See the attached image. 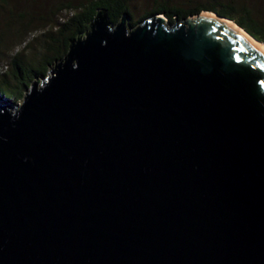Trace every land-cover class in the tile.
Wrapping results in <instances>:
<instances>
[{
  "label": "water",
  "instance_id": "obj_1",
  "mask_svg": "<svg viewBox=\"0 0 264 264\" xmlns=\"http://www.w3.org/2000/svg\"><path fill=\"white\" fill-rule=\"evenodd\" d=\"M212 13L99 9L0 102V264H264L263 43Z\"/></svg>",
  "mask_w": 264,
  "mask_h": 264
},
{
  "label": "trees",
  "instance_id": "obj_2",
  "mask_svg": "<svg viewBox=\"0 0 264 264\" xmlns=\"http://www.w3.org/2000/svg\"><path fill=\"white\" fill-rule=\"evenodd\" d=\"M21 1L0 0V98L17 99L34 80L45 77L52 66L64 59L71 42L88 30L99 9L107 11L113 24L123 14L132 15L130 0H58L50 5L46 16L32 9L36 0H29L27 9L19 7ZM203 11L233 20L264 44V0H206L204 3L153 0L140 20H131L130 24L135 26L156 14L164 15L173 24L176 19ZM37 31L38 34L29 38ZM12 32L18 38L16 44H23L14 53L8 47Z\"/></svg>",
  "mask_w": 264,
  "mask_h": 264
},
{
  "label": "rangeland",
  "instance_id": "obj_3",
  "mask_svg": "<svg viewBox=\"0 0 264 264\" xmlns=\"http://www.w3.org/2000/svg\"><path fill=\"white\" fill-rule=\"evenodd\" d=\"M57 1L58 0H36V4L34 5V7H32V9H34L40 15L46 16L47 14L50 13V11H49L50 10V5L52 3L57 2ZM152 1L153 0H130V11H131L132 15L130 17L129 22H131V20H133V21L140 20V18L143 15L144 11L150 6ZM171 1L178 2V3H190L192 1L193 2H196V1L199 2L200 1L201 3L206 2V0H171ZM28 2H29V0H25V1L22 0L20 2V4H19V7H24V8L27 9L26 3H28ZM38 21L42 22L44 20H38ZM141 22L139 21V23H141ZM165 22L168 25H171V23H169V21H167V19L165 20ZM139 23H137V24H139ZM34 34H38V31L37 32H33L29 38H31ZM17 40H18V38L15 36V34H13V32L8 37V47L10 48V50H12V53L16 52V50L19 49L23 45V44L17 45L16 44ZM29 88H30V86H29ZM25 93L26 92H24L21 95V97H19L17 99H14L12 97H10V98H0V102H2V100L6 101V99H9V100L12 101L13 104H20L22 102L23 98H24Z\"/></svg>",
  "mask_w": 264,
  "mask_h": 264
},
{
  "label": "bare ground",
  "instance_id": "obj_4",
  "mask_svg": "<svg viewBox=\"0 0 264 264\" xmlns=\"http://www.w3.org/2000/svg\"><path fill=\"white\" fill-rule=\"evenodd\" d=\"M202 14H209V15H212V16H216L214 13L212 12H208V11H203ZM222 20H225L229 23H232V27L233 28H238L245 36H247L253 43L255 44H262L261 42H258L254 39H252L250 36H248L243 30L240 29V27L238 25H236V23L233 21V20H228V19H222ZM263 48H264V45L262 44Z\"/></svg>",
  "mask_w": 264,
  "mask_h": 264
}]
</instances>
